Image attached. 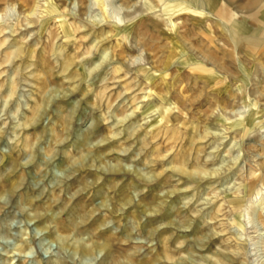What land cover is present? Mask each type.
Wrapping results in <instances>:
<instances>
[{"label": "rangeland", "instance_id": "1", "mask_svg": "<svg viewBox=\"0 0 264 264\" xmlns=\"http://www.w3.org/2000/svg\"><path fill=\"white\" fill-rule=\"evenodd\" d=\"M0 33V264H264V0H0Z\"/></svg>", "mask_w": 264, "mask_h": 264}, {"label": "bare ground", "instance_id": "2", "mask_svg": "<svg viewBox=\"0 0 264 264\" xmlns=\"http://www.w3.org/2000/svg\"><path fill=\"white\" fill-rule=\"evenodd\" d=\"M193 1V0H192ZM195 1V0H194ZM197 1V0H196ZM204 5H206L207 6V8L204 6ZM50 8H51V6H50ZM50 8H49V6L47 7V10H48V12L50 11ZM35 9H36V7H35ZM198 9H200V10H202V11H207L209 8H208V3H207V1H205V2H202L200 5H199V7H198ZM249 9V8H248ZM100 10H101V8H100ZM210 10V9H209ZM34 12V11H33ZM32 12V13H33ZM207 12H209V11H207ZM211 12V11H210ZM31 12H29V14H30ZM212 13V12H211ZM28 14V15H29ZM209 14V13H208ZM220 15H221V17L225 20V22L227 23V20H226V17L223 15V14H221V12L219 13ZM211 15V14H210ZM217 15H218V13H217ZM2 33V32H1ZM0 33V34H1ZM35 121V120H34ZM46 230V229H45ZM57 231H59L58 229H57ZM66 247H69V246H66ZM104 247V246H103ZM101 248V246H100V244L99 243H97V242H92V245H91V249H88L87 247H86V245L84 246V245H78V246H75V247H73V252L74 253H77V254H79L81 257H85L86 258V256H92L93 255V252L94 251H96V250H99ZM108 249V250H106L107 251V254H106V257H110V249H109V247H105V248H103V249ZM16 250L18 251V252H25V247L24 246H17L16 247ZM105 251V252H106ZM106 257H105V259H106ZM109 257H108V259H109Z\"/></svg>", "mask_w": 264, "mask_h": 264}]
</instances>
